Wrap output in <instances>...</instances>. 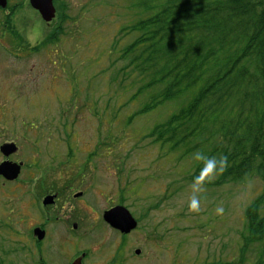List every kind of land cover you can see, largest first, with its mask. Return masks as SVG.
<instances>
[{"label":"rangeland","instance_id":"1","mask_svg":"<svg viewBox=\"0 0 264 264\" xmlns=\"http://www.w3.org/2000/svg\"><path fill=\"white\" fill-rule=\"evenodd\" d=\"M138 2L59 0L63 34L36 49L51 29L27 0H9L10 9L0 10V147L14 143L18 151L7 160L22 164L17 180L0 179L3 264H31L33 229L44 223L49 264H66L74 249L91 250L93 264L114 255L126 264H238L246 212L262 196L264 180L253 174L199 186L189 179L198 160L180 159L179 150L150 137L180 103L137 115L152 102L145 92L136 97L146 81L127 67L139 36L132 27L148 15ZM14 6L19 36L4 27ZM5 160L0 152V164ZM202 169L201 181L217 179ZM47 194L58 199L44 208ZM117 205L139 221L125 238L103 220ZM58 248L65 254L56 257ZM259 249L250 245L244 264H257Z\"/></svg>","mask_w":264,"mask_h":264},{"label":"trees","instance_id":"2","mask_svg":"<svg viewBox=\"0 0 264 264\" xmlns=\"http://www.w3.org/2000/svg\"><path fill=\"white\" fill-rule=\"evenodd\" d=\"M138 1L148 15L132 27L139 36L127 51V67L146 81L136 97L145 92L152 102L137 115L180 103L150 137L162 149L179 150L180 159L198 160L189 179L199 186L222 187L253 174L264 180V0ZM17 7L5 18L15 36ZM58 18L63 22L66 15ZM62 34L60 25L42 45ZM211 159L209 173L217 179L201 181ZM246 221L238 264L252 244L260 246L257 264H264V192L247 209Z\"/></svg>","mask_w":264,"mask_h":264},{"label":"water","instance_id":"3","mask_svg":"<svg viewBox=\"0 0 264 264\" xmlns=\"http://www.w3.org/2000/svg\"><path fill=\"white\" fill-rule=\"evenodd\" d=\"M31 7L36 10L41 16L42 20L46 23L51 22L56 16V9L53 4V0H30ZM7 7V0H0V8L5 9ZM17 146L13 143H7L0 147V152L5 157H10L17 152ZM22 164H16L9 161H4L0 164V177H3L7 181H14L18 178L21 172ZM81 196V193L75 195V197ZM56 196L48 195L44 198L42 204L47 207L54 204ZM104 221L109 224L113 229L120 231L122 234H129L137 227V221L133 218L131 213L123 206H116L103 215ZM34 236L39 241L44 239L45 232L40 229L34 230ZM136 255L140 254L137 250ZM79 260L76 264H81Z\"/></svg>","mask_w":264,"mask_h":264},{"label":"flooded vegetation","instance_id":"4","mask_svg":"<svg viewBox=\"0 0 264 264\" xmlns=\"http://www.w3.org/2000/svg\"><path fill=\"white\" fill-rule=\"evenodd\" d=\"M28 1V5H29V7H30V9H31V4L29 3V1L30 0H27ZM56 1L57 0H54V5H55V7H56V11H57V3H56ZM61 23V24H60ZM63 26V24H62V22L61 21H59L58 22V24H55V25H52V24H46V25H48L49 26V28L51 29V31L50 32H52V31H54V30H57L58 29V27L60 26ZM6 26V25H5ZM38 28H39V30L38 29H36V26H35V30L36 31H33V34H36V36H41V34H43V30L41 29L42 27H40V26H38ZM40 43V42H39ZM38 43V44H39ZM37 47V46H36ZM35 47V48H36ZM44 199V198H43ZM42 199V200H43ZM57 199L58 198H55V201H54V204L53 205H50V206H47V207H45V206H43L44 208H49V207H51V206H54V205H56V202H57ZM111 209V208H110ZM45 213V216L46 215H48L49 213L48 212H44ZM47 219H49V218H47ZM103 220H104V218H103ZM105 222V221H104ZM106 223V222H105ZM139 223V222H138ZM107 224V223H106ZM109 225V224H108ZM110 226V225H109ZM111 227V226H110ZM66 228V230L68 229V227H65ZM77 228V224H74L73 225V227H72V230H70V231H74L75 229ZM112 228V227H111ZM35 229H40L41 231H44L45 232V236H44V239H45V237H46V232H47V229H46V225H45V223L44 224H40V225H38V226H35L34 227V229H33V231L35 230ZM113 229V228H112ZM113 230H115V229H113ZM117 233H119L120 235H121V237H123V238H125V237H127L129 234H122L120 231H118V230H115ZM32 235H33V237H35L34 236V234L32 233ZM43 239V240H44ZM35 240H36V243H33V247H35V253L33 252V254H31V256L33 257V255H34V259H33V261H32V263L31 264H49L48 262H47V257H46V255H45V253H44V247L42 246L44 243H41L43 240H41V241H39L38 239H37V237H35ZM31 251H32V249H31ZM52 251H53V253H54V255L56 256V257H60L61 255H63V254H65V249H61V248H58V249H52ZM73 253L72 254H69L68 255V259H67V262H66V264H76L79 260L81 261L80 263L81 264H93V263H91L90 262V259H91V257L93 256V252L91 251V250H89V249H85V250H83V251H80V250H77V249H74L73 251H72ZM32 257H31V259H32ZM126 260H118V259H116L115 258V255H114V257L112 258V259H107V260H105L103 263H101V264H126V262H125Z\"/></svg>","mask_w":264,"mask_h":264},{"label":"clouds","instance_id":"5","mask_svg":"<svg viewBox=\"0 0 264 264\" xmlns=\"http://www.w3.org/2000/svg\"><path fill=\"white\" fill-rule=\"evenodd\" d=\"M214 162H215L214 159L209 160V161H208V164L206 165V167L211 168V167L213 166ZM198 179H199V178H198ZM195 202H196V201L193 200V201H192V205H194ZM190 206H191V205H190Z\"/></svg>","mask_w":264,"mask_h":264}]
</instances>
